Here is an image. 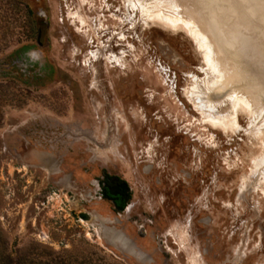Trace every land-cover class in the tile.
<instances>
[{
    "label": "rangeland",
    "instance_id": "1",
    "mask_svg": "<svg viewBox=\"0 0 264 264\" xmlns=\"http://www.w3.org/2000/svg\"><path fill=\"white\" fill-rule=\"evenodd\" d=\"M0 264H264V0H0Z\"/></svg>",
    "mask_w": 264,
    "mask_h": 264
},
{
    "label": "flooded vegetation",
    "instance_id": "2",
    "mask_svg": "<svg viewBox=\"0 0 264 264\" xmlns=\"http://www.w3.org/2000/svg\"><path fill=\"white\" fill-rule=\"evenodd\" d=\"M123 181L113 179L109 181V186L106 188L107 196H105L112 204V207L116 210L123 208L125 201L127 200V186ZM121 206V208H119Z\"/></svg>",
    "mask_w": 264,
    "mask_h": 264
},
{
    "label": "bare ground",
    "instance_id": "3",
    "mask_svg": "<svg viewBox=\"0 0 264 264\" xmlns=\"http://www.w3.org/2000/svg\"><path fill=\"white\" fill-rule=\"evenodd\" d=\"M203 101V100H202ZM200 103H202V102H199L198 104H196V107H197V109H202V106H201V104ZM207 115V114H206ZM223 119V118H222ZM218 120V119H217ZM226 120H227V118H226ZM214 121H216V118H215V120ZM224 122V121H223ZM234 123V122H233ZM221 124V123H220ZM222 125V124H221ZM218 126H220V125H218ZM220 127H223V126H220Z\"/></svg>",
    "mask_w": 264,
    "mask_h": 264
},
{
    "label": "trees",
    "instance_id": "4",
    "mask_svg": "<svg viewBox=\"0 0 264 264\" xmlns=\"http://www.w3.org/2000/svg\"><path fill=\"white\" fill-rule=\"evenodd\" d=\"M104 195L107 196V192H105ZM119 208H121V206Z\"/></svg>",
    "mask_w": 264,
    "mask_h": 264
},
{
    "label": "water",
    "instance_id": "5",
    "mask_svg": "<svg viewBox=\"0 0 264 264\" xmlns=\"http://www.w3.org/2000/svg\"><path fill=\"white\" fill-rule=\"evenodd\" d=\"M122 185H124V186H125V184H122Z\"/></svg>",
    "mask_w": 264,
    "mask_h": 264
}]
</instances>
